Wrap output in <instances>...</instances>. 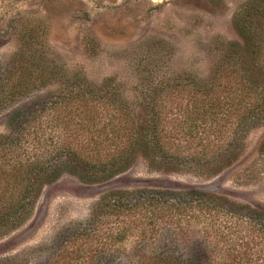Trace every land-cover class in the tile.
I'll return each mask as SVG.
<instances>
[{
	"label": "trees",
	"instance_id": "1",
	"mask_svg": "<svg viewBox=\"0 0 264 264\" xmlns=\"http://www.w3.org/2000/svg\"><path fill=\"white\" fill-rule=\"evenodd\" d=\"M234 23L243 46L228 43L215 77L166 82V90L141 102V120L119 90L107 89L112 82L100 87L68 78L54 62L24 56L21 47L0 73V111L25 103L11 110L0 134V236L24 225L44 188L64 175L104 184L139 159L166 173L206 177L232 166L251 131L264 126V0L244 3ZM56 84L64 86L58 93L29 100ZM172 96H178L175 108ZM47 113L53 134L39 137L34 124ZM113 218L119 220L114 243L128 233L158 236L163 246L155 264H220L221 246L226 264L253 263L246 258L264 254V211L202 189L104 192L83 230L97 231Z\"/></svg>",
	"mask_w": 264,
	"mask_h": 264
},
{
	"label": "rangeland",
	"instance_id": "2",
	"mask_svg": "<svg viewBox=\"0 0 264 264\" xmlns=\"http://www.w3.org/2000/svg\"><path fill=\"white\" fill-rule=\"evenodd\" d=\"M247 1L0 0V73L24 47V56L35 53L54 62L68 78L77 76L100 87L112 82L107 89L119 90L141 120L146 113L140 104L147 94L166 90V82L215 77L228 43L243 46L234 21ZM62 87L34 92L29 100L56 94ZM170 102L175 108L178 96ZM24 104L0 111V134L7 132L11 110ZM50 116L35 121L39 137L53 134ZM263 142L261 125L251 131L232 166L213 177L194 171L166 173L143 159L104 184L87 185L64 175L44 188L24 225L0 236V264H155L163 246L157 235L143 240L128 233L123 243H114L111 236L119 222L114 218L97 231L92 225L83 230L100 196L111 190L197 188L264 211ZM174 250L180 254L184 248ZM224 251L222 246L215 251L220 264H226ZM246 259L253 263L243 264H264V254Z\"/></svg>",
	"mask_w": 264,
	"mask_h": 264
}]
</instances>
